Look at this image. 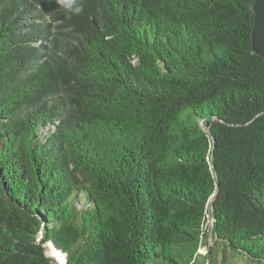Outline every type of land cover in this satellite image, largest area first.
I'll return each mask as SVG.
<instances>
[{
	"label": "trees",
	"instance_id": "trees-1",
	"mask_svg": "<svg viewBox=\"0 0 264 264\" xmlns=\"http://www.w3.org/2000/svg\"><path fill=\"white\" fill-rule=\"evenodd\" d=\"M253 1L0 0V264H264Z\"/></svg>",
	"mask_w": 264,
	"mask_h": 264
},
{
	"label": "water",
	"instance_id": "water-1",
	"mask_svg": "<svg viewBox=\"0 0 264 264\" xmlns=\"http://www.w3.org/2000/svg\"><path fill=\"white\" fill-rule=\"evenodd\" d=\"M252 11L254 20L251 30V48L254 54L264 59V0H254L252 4ZM41 234L42 229L39 231L38 240L41 238ZM51 252L54 253V250H51ZM46 256H48L47 253ZM207 259H210V247L208 248ZM56 261L58 262L57 259Z\"/></svg>",
	"mask_w": 264,
	"mask_h": 264
},
{
	"label": "rangeland",
	"instance_id": "rangeland-1",
	"mask_svg": "<svg viewBox=\"0 0 264 264\" xmlns=\"http://www.w3.org/2000/svg\"><path fill=\"white\" fill-rule=\"evenodd\" d=\"M210 231V230H209ZM212 240L211 237L207 239V246L201 242L199 248L194 256V263L193 264H207L206 260L208 258V248L211 247ZM46 246V245H45ZM211 257V256H210ZM222 254L221 252L216 254V261L217 264H221L222 262ZM223 264H257L254 263L243 256L233 255L231 252L226 251L224 253V261Z\"/></svg>",
	"mask_w": 264,
	"mask_h": 264
},
{
	"label": "bare ground",
	"instance_id": "bare-ground-1",
	"mask_svg": "<svg viewBox=\"0 0 264 264\" xmlns=\"http://www.w3.org/2000/svg\"><path fill=\"white\" fill-rule=\"evenodd\" d=\"M46 253H47V255L50 256V257L57 258V255H56L55 253L51 252V250H50V248H49V245H46ZM58 258H59V257H58ZM59 262H61V261L59 260Z\"/></svg>",
	"mask_w": 264,
	"mask_h": 264
},
{
	"label": "clouds",
	"instance_id": "clouds-1",
	"mask_svg": "<svg viewBox=\"0 0 264 264\" xmlns=\"http://www.w3.org/2000/svg\"><path fill=\"white\" fill-rule=\"evenodd\" d=\"M60 2H63V0H60ZM75 11H76L77 13H79V12L81 11V9H80L79 7H77V8L75 9Z\"/></svg>",
	"mask_w": 264,
	"mask_h": 264
}]
</instances>
